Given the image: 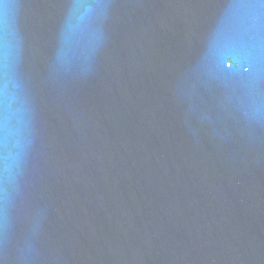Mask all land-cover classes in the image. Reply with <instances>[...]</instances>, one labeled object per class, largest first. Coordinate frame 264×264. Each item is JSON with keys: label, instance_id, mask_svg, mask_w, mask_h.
<instances>
[{"label": "water", "instance_id": "1", "mask_svg": "<svg viewBox=\"0 0 264 264\" xmlns=\"http://www.w3.org/2000/svg\"><path fill=\"white\" fill-rule=\"evenodd\" d=\"M0 264H264V0H0Z\"/></svg>", "mask_w": 264, "mask_h": 264}]
</instances>
